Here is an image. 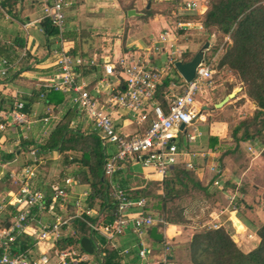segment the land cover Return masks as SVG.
<instances>
[{"label": "built area", "instance_id": "obj_1", "mask_svg": "<svg viewBox=\"0 0 264 264\" xmlns=\"http://www.w3.org/2000/svg\"><path fill=\"white\" fill-rule=\"evenodd\" d=\"M153 1H174L178 8L173 28H164L154 42L167 46L164 61L160 64L153 62L158 54L153 44L144 51L130 46L118 55L107 51L98 59L71 54L60 47L52 53L56 79L44 86L67 96L75 114L72 127H77L80 120L85 121L89 125L87 132L97 133L101 142L110 148L102 165V175L107 180L108 196L114 203L111 220L101 224L97 218L93 219L98 214L84 202L88 190L74 194V188L81 185L75 178L65 176L40 189L33 183L34 167L22 166L9 175L16 189L0 198V264H78L84 261L85 254L79 248L56 246L74 219L84 222L107 242H113L128 228L136 238L138 264H170V238L165 234L168 223L146 209L148 204L144 197H130L113 179L114 173L128 159L139 163L142 169L157 173L162 179L178 164L194 170L193 162L185 160V156L207 158L203 161L207 182L226 202L224 208L208 214L207 229L221 227L218 216L222 212L231 214L235 211L238 183H234L232 189H226L223 170L211 152L182 150L177 141L181 135L183 142L190 144L201 135L194 124L204 120L203 108L196 105L195 95L201 93L202 81L210 77L209 64H199L191 81L185 82L181 78L178 86L182 90L165 94L164 105L154 98L161 80L176 72L174 62L185 51L177 44L176 34L202 28L199 16L205 11L206 3L197 0ZM66 6L64 0H42L41 19L47 18L51 22L57 39H61L64 32ZM191 13L198 18H180ZM7 66L6 59L0 58L1 76L6 74ZM85 69L95 72L88 78L83 75ZM176 84L171 82L170 85L176 87ZM22 108L23 101L14 99L10 109L2 115L0 130L4 129L5 123L28 129L32 120ZM45 114L40 119L42 122L52 117L49 110ZM127 124L133 125L131 131L124 129ZM227 218L234 233L238 234L233 220L229 215ZM151 226L161 229V247L156 254L143 241V234ZM246 236L251 237L250 233ZM22 241H27L24 249H20ZM121 252L127 253L128 250Z\"/></svg>", "mask_w": 264, "mask_h": 264}, {"label": "trees", "instance_id": "obj_2", "mask_svg": "<svg viewBox=\"0 0 264 264\" xmlns=\"http://www.w3.org/2000/svg\"><path fill=\"white\" fill-rule=\"evenodd\" d=\"M206 3L205 11L199 16L202 27L205 30L214 28L221 37L227 36L230 40L220 55L216 67L227 68L229 71L234 72L239 79L244 95L254 105L251 117L239 121L232 129V148L223 150L216 160L221 165V157L237 151L240 141L264 143V0H207ZM152 12V10H148V13ZM191 14V16L190 14L182 15L180 18H198L193 13ZM39 27L46 38L56 34L55 27L47 18L40 20ZM63 36L73 41V46L66 50L71 54H75L77 46L78 48L81 46L80 41L79 45H76V33L66 31ZM80 37H83V35L81 34ZM128 49L130 48L124 51ZM208 49L211 50L210 55H213L217 50V46L211 48L208 45L204 49L202 64H208L205 56ZM194 53L185 50L179 60L186 62ZM79 54L81 56L87 55L82 51ZM92 56L86 57L90 58ZM99 56L98 54L94 57ZM7 78L8 76H5L3 81ZM171 82L182 81H178V78L173 75L171 77L166 76L161 80L154 93V98L162 105L165 103V94L171 93L169 92ZM230 90L231 87L226 93L228 94ZM40 97H43V101L52 104L63 101V94L59 91L52 88L38 87L29 96L20 98L23 101L22 111L29 114L30 104L34 99ZM74 118L75 114L72 107H66L42 142L35 144V148L37 154L57 151L62 155L66 169L62 170L59 176L61 178L65 176L73 177L79 184L88 186V194L84 202L87 207L97 212L98 216L93 219L97 218L98 222L103 224L111 220L114 209V203L108 196L107 180L102 175V165L110 148L101 142L97 133L85 132L78 127H72L71 122ZM0 122H2L1 119ZM239 131L240 134L237 136ZM216 142V137H209L208 145L210 147ZM21 143L29 144L30 140L21 139ZM68 156L71 157L70 160L67 158ZM11 158L12 153L0 150V163L9 161ZM71 164H73V168L67 172V165ZM245 166L246 164L238 165L240 168ZM6 180H8L6 175L0 178L2 182ZM119 183L130 197H153L155 200L153 208L169 224L184 222L183 206L175 205L174 200L193 191H201L205 194L210 186L209 183L202 184L194 170H187L181 164L170 168L159 181L146 180L134 188H125L121 182ZM233 185L234 183L230 180L224 183L225 188L229 190L233 188ZM0 188L4 189L5 186ZM239 193L237 202L243 201L244 192L240 191ZM210 194L219 195L214 188H212ZM150 207L147 205L146 209L149 210ZM71 228L73 230L72 234L60 238L56 246L59 248L74 246L83 252L79 245L80 238H88L91 240V244L94 242L92 237L94 232L84 222L74 219ZM256 235L258 237L257 244L249 251L242 252L223 227L208 228L193 233L188 242L190 261L192 264H264V223L256 229ZM26 245L27 241L20 242V249H24ZM97 253L101 258L100 264L120 263L118 250L109 247L105 242L98 246ZM79 264H84V262Z\"/></svg>", "mask_w": 264, "mask_h": 264}, {"label": "crops", "instance_id": "obj_3", "mask_svg": "<svg viewBox=\"0 0 264 264\" xmlns=\"http://www.w3.org/2000/svg\"><path fill=\"white\" fill-rule=\"evenodd\" d=\"M64 1L67 3V6L64 9V32L67 31L68 33H76V45L80 41L81 46L79 48L77 46L75 53H79L80 51H82L87 53L86 56L93 55V58H95L94 56L98 54L100 56H103L106 54L107 51H112L114 55H118L120 52H123L130 46L134 48H139L140 50L144 51L146 48H149L153 44V42L157 40L159 33L164 28H170L165 18L166 15H164L163 13H148V10L150 8L147 3L144 5V9L139 8L143 0ZM41 7L42 0H0V58H4L8 62L5 75L8 76V78L3 81L4 77H0L1 120L2 115L6 111H8L12 106L14 99H20L22 97L29 96L33 90H36L38 87L47 86L48 83L56 79V66L54 64L52 55L53 51L58 50L60 47H63L66 50L69 47L73 46V41L70 40L68 37L65 38L63 36L64 32L62 34L61 39H57L54 36L48 38L45 37L39 27V22L40 20H42ZM129 10H133L134 14H128ZM30 27L32 28L33 33L36 34V32H38L41 34L42 40L39 41L34 36L29 35L28 29ZM124 29L128 30L127 37L131 34H136L140 32V30H142L145 33L146 38H144L146 39V41L150 40L149 36H152L154 37L153 42H151L150 45L145 43V46L141 48L140 46H137L132 42L131 45L129 43H126L127 38L125 39V41L120 42L117 37H109L112 35L119 34ZM81 34L83 35V37H80ZM99 35L102 36L99 37ZM175 37L177 44L185 48L187 52H196V50H194L195 48H193L194 46L189 47L188 45H182L181 43L179 44L178 40L180 37H182V34L177 33ZM92 38L93 40H91ZM95 45H98V47L100 48L99 52L98 50L97 52L92 51V47ZM155 47L157 48L156 50L158 54L153 62L156 64H160L162 61H164L166 57L167 46L164 47L162 44H160V46ZM99 57L96 58L98 59ZM98 71L99 70H96V73H98ZM82 72H85L83 73V75L90 78L91 74L95 71L93 69H85ZM176 73L174 74V72H172V75L177 77L178 81H180L181 77L178 73ZM170 84L169 92H171L172 87ZM233 88L234 86L232 85L231 90ZM42 98L40 97L34 99L30 104L29 115L31 117L32 122L29 124L28 129H25L23 126L10 125L8 123H5L4 129L0 130V150L6 153H12V158L9 161L0 163V174L4 173L3 175H6L7 179H9V175L13 173L16 169H19L20 167L25 165H30L33 166L35 169V175L33 179L34 186L40 189H45V187L51 182L48 184L42 182L37 184V179L39 175L42 174L41 170L38 171L37 166L40 165L39 167H41V165H45L46 161H50L47 162L49 163V165L47 167L45 166V168L47 169L51 165L50 170L55 171L56 167H60L61 163L64 165L62 159L63 157L57 151H52L45 154H37L35 144L40 143L47 136L54 123L62 115L64 109L66 107H71V105L67 99V96L64 94L63 101L58 104L47 103L43 101ZM236 100H241V103L235 104ZM230 105L232 109L236 111H239L240 109H242V107L249 106H251L252 110L254 109L253 103L250 102L248 98L244 95L243 91L241 90V86H239V92L237 93L236 91H234V96L227 100L224 104H222L219 110H222L223 107L229 108ZM201 107L203 109L205 108L204 105ZM55 109L58 112L57 114L54 113ZM46 110H49L51 112L52 117L49 118L46 122H42L40 119L46 115ZM203 118H205L204 114ZM81 121L82 120L77 123V127L82 131L87 132L89 130L88 123L82 121V124H80ZM197 122L204 123V125L206 126V131L205 133L201 131V135L199 136L200 138L198 137L199 139H196L193 143L190 144L195 145L196 141L204 139L203 141H205L206 150H193L189 144L183 142L181 135L177 139L179 148L182 150H188L196 153L209 151L213 155H215V152L212 149L213 147L210 148V146L208 145V139L212 136L224 137V134L223 136H220L218 133H223L220 125L225 124V122L222 120L212 121L207 124H205V120ZM124 129L126 131H131L133 129V125L127 124ZM21 139H28L30 140V143H21ZM67 158L69 160L71 159L70 156H68ZM184 159H190L193 162L195 166L194 171L197 173L199 179L202 182L204 180L202 178V174L208 178V174L206 173V170L203 165L204 159L206 160L207 158H188V156H185ZM213 159L217 160L218 158ZM258 159L259 161L261 160L260 158ZM258 159L252 158V160L248 162L245 167L239 169L237 174L234 176H228L225 173L227 167L225 168L224 166L223 177L226 176V178H228L233 183H240L243 179L242 177L245 175L247 176V171L250 170V168L253 166V163H257ZM17 160H19V162H17ZM221 160L220 163L222 165ZM15 162L17 163L12 165V163ZM137 165H139V163L128 159L125 164L123 163L122 167L114 173L113 179L117 182H121L125 186V188H134L139 185L136 184V182H128V180H132V177L134 176L141 177L143 179L158 181L161 180L159 179V175L157 173L150 171V169H142L140 165V172H137L136 170H134V167ZM43 167L44 166H42V168ZM221 167H223V165ZM72 168L73 164L67 165V172L71 171ZM60 179L61 177L55 181H58ZM252 186L254 191L257 192V194L259 191H261L260 189H262V185L259 184H253ZM10 190L13 189L6 187L2 197H5L7 192H9ZM81 190H88V186L80 185L79 187L74 188L73 191L76 195ZM244 196L245 194L243 193V197ZM258 198L262 199L261 197ZM254 201L257 200L255 199ZM260 206H262V202ZM249 211L252 212L253 209L250 208ZM229 218L234 221L237 219L245 230L248 229V227L250 228L252 226V224L249 223L247 220L236 217V214L233 215L231 213ZM226 221L228 222V218L227 220H225V223ZM156 228L157 232L161 234V229L158 226H156ZM149 230L150 228L143 234V241L147 244V246L152 248V250L155 251L154 254H156V252H158L159 248L161 247V238L160 240H153L149 236ZM180 233L181 229L178 225L168 224V226L165 228V234L170 238V245L172 242H174L175 238H178V235ZM95 235L99 237V241L95 239ZM250 235L251 237L247 238V236H244L242 234L238 235L233 234V232H231V238L233 237L237 241L240 240L238 243H235V245L242 252L249 251L258 242V237L256 236V234L254 235L251 233ZM92 237L94 242H92L91 245L94 248L93 252L95 255L98 254V246L102 245L105 242L108 244L109 247L118 250L120 258L119 264H138V259L135 255L136 238L128 228H126L122 234L116 236L113 242L105 241L97 233H94ZM123 249H127L128 252L122 253L121 251ZM97 256L100 257L99 254ZM171 258L172 255L168 252L169 263L171 262ZM87 260L88 257L85 255V260L81 262H86Z\"/></svg>", "mask_w": 264, "mask_h": 264}, {"label": "rangeland", "instance_id": "obj_4", "mask_svg": "<svg viewBox=\"0 0 264 264\" xmlns=\"http://www.w3.org/2000/svg\"><path fill=\"white\" fill-rule=\"evenodd\" d=\"M197 1L206 3L207 0H197ZM146 3L148 4L150 10H152L153 12H161L164 15H166L165 18L167 20L168 26L171 29L173 28L174 19L177 17L176 14L178 13V8L176 7V4L173 1L155 2L153 0H143L139 8L144 9V5ZM205 5H207V3ZM191 15L192 14H190V16ZM126 29H124L117 35H112L109 37L111 38L117 37L120 40V42L125 41V39L127 38L126 43H129L131 45L132 42L133 44H136L141 48L145 46V43L150 45L151 42H153L154 37L152 36H149L150 40L146 41L145 33L142 30H140V32L136 34H131L127 37L128 30ZM28 33L29 35L34 36L37 40L39 41L42 40L41 34L38 32H36V34L33 33L31 27L28 29ZM101 36L102 35H99V37ZM91 40H93V38ZM205 41L209 43V47L211 48L217 46V50L213 55H210L211 53L210 49H208V51H206L205 53L210 68V77L202 81L201 84L202 91L199 95H195V103L197 106H203V105L205 106V108L202 110L205 116L204 118L205 124L218 120H222L225 122V124L220 125L223 133H218L220 136H223L224 134V137H216L217 142L212 146L213 147L212 149L215 152L213 158H219L223 150L230 149L233 146V142L231 139V132L234 126H236L239 121L250 118L253 110L251 109V106L242 107V109H240L239 111L232 109L231 105L229 108L223 107L222 110H219L220 107L217 108L214 107L215 103L220 101V99L224 95H227L226 92L229 90V87L233 85L234 88L230 90V92L236 91L238 93L239 86H241V84L234 72L229 71L227 68L216 67V63L220 55L222 54L226 44L230 42L227 36L221 37L219 32L215 31L214 28L205 30L202 27L199 30H193V31H189L187 34H182V37H180L178 40L179 44L181 43L182 45H188L189 47L194 46L193 47L195 48L194 50H197ZM153 45L160 46V44H154V42ZM92 48H93L92 51L97 52L98 50L99 52L100 50L98 45H95ZM5 75L2 76L0 75V77L3 78L5 77ZM179 84L180 82H177L176 87H171V93L176 94L182 90V88L178 86ZM236 103L240 104L241 100H236L235 104ZM54 113L56 114L58 113L56 109ZM80 124H82V121L80 122ZM194 126L199 132L202 131L205 133L206 126L204 125V123L196 122ZM239 134L240 131L237 133V136H239ZM203 140L200 139L199 141H196L195 145L193 144H189V145L193 150L205 151L206 144L205 141ZM221 158H223L221 160L223 167L221 168L223 170L224 166L225 168L227 167L225 173L228 176L229 175L234 176L237 174L238 170L241 169L238 167L239 164L240 166L244 164L247 165V163L250 162L252 158L261 159L260 161L258 159L257 163H253V166L250 168V170L247 171V176L246 175L243 176L242 181L238 183V192L243 191L245 196L242 197L243 201H239L240 203L236 202V209L234 212H232L233 215L236 214V217L245 219L252 224V226L250 228L248 227V229L246 230L244 228L240 229L237 227V229L239 230L238 235L242 234L246 236L247 233L250 234L252 233L255 235L256 229L264 223V187H263L264 186V143L259 144L258 142H254V141H240L239 148L237 151H235L233 154H226ZM17 162H19V160H17ZM17 162L12 163V165L16 164ZM47 162L50 161H46L45 165H41V167H39L40 165L37 166L38 171L41 170L42 173L41 175H39L37 179L38 180L37 184L41 182L48 184L50 182L59 179L60 178L59 174L61 173V170L65 169V165H63L62 163L60 167L59 166L56 167L55 171L50 170L51 165L46 169L45 166L47 167L49 165V163ZM42 166L44 167L42 168ZM134 170L140 172L139 165L135 166ZM3 174L4 173L0 174L1 178L2 176H4ZM202 178L204 179L203 182L200 180L202 184H208L207 177H205L202 174ZM146 180H150V179H143L141 177L134 176L132 177V180H128V182L131 183L132 181L140 185L144 183V181ZM223 180L227 181L229 179L226 178V176H224ZM253 184L262 185V189H260L261 191L257 190L259 191L258 194L257 192L254 191L252 186ZM2 186H5V188L9 187L14 190L16 189L15 184L11 183L9 179L4 182L0 181V187ZM5 188L4 189L0 188V198L4 194L3 192ZM210 192H212V188L209 186L207 188V193L205 194L201 191H193L188 195H185L183 197L174 200L175 205L183 206L184 222H182L181 224H175L179 226V228L181 229V233L178 235V238H175L174 242L171 243V248L169 250V253L172 255V258L170 264H192L190 261L189 251H188V242L190 240L191 235L193 233L207 229L208 227L207 223L210 221L208 214L211 211L218 212L219 210L225 207L226 202L224 198L221 195H215V194L211 195ZM258 197H261L262 199H259ZM145 199L147 201V204L151 206L149 211L151 213L158 214L156 209L153 208L155 202L154 198L147 196L145 197ZM255 199L257 201H254ZM261 202H262V206H260ZM250 208L253 209L252 212L249 211ZM225 213L222 212L218 216V219L219 222L221 223V227H223L226 231H228L231 237V232H233V234L235 233H234V229L230 225V221L228 222L226 221L225 223V220H227V216L228 215L230 216L229 213L227 212ZM72 232L73 230L71 226H69V228H67L66 230V235L72 234ZM94 237L99 241V237L97 235H95ZM232 241L234 243H238L240 240L237 241L236 239L233 238ZM83 252L88 257V260L84 262V264H100V257L95 255L94 252L91 253H88L86 251Z\"/></svg>", "mask_w": 264, "mask_h": 264}, {"label": "water", "instance_id": "obj_5", "mask_svg": "<svg viewBox=\"0 0 264 264\" xmlns=\"http://www.w3.org/2000/svg\"><path fill=\"white\" fill-rule=\"evenodd\" d=\"M128 14H134L133 10H129ZM208 45H209L208 42H204L203 45L194 53V55L188 61L181 62L180 60H176L174 62V68H175L176 72L179 74V76L185 82H189L193 79V77L195 75V69L197 68V66L199 64L202 63L203 51H204V49H206L208 47ZM233 96H234V91L229 92L220 101L215 103L214 107L215 108L220 107L222 104H224L227 100H229ZM182 126L183 125L181 124L180 128H182ZM235 221L233 220V223H234L235 227L237 228L238 227L237 223L240 224V222L237 219ZM149 236L153 240H160L161 234L159 232H157L156 226L150 227ZM79 245L83 251H86L88 253L93 252V247H92L91 242L88 238H86V237L80 238Z\"/></svg>", "mask_w": 264, "mask_h": 264}, {"label": "bare ground", "instance_id": "obj_6", "mask_svg": "<svg viewBox=\"0 0 264 264\" xmlns=\"http://www.w3.org/2000/svg\"><path fill=\"white\" fill-rule=\"evenodd\" d=\"M237 225H238V228L243 229L242 225H240L239 223H237Z\"/></svg>", "mask_w": 264, "mask_h": 264}]
</instances>
